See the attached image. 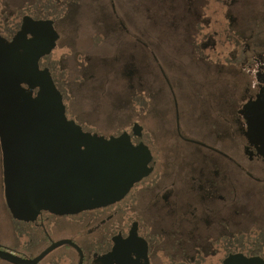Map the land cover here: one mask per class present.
Here are the masks:
<instances>
[{
	"label": "flooded vegetation",
	"instance_id": "af4514ba",
	"mask_svg": "<svg viewBox=\"0 0 264 264\" xmlns=\"http://www.w3.org/2000/svg\"><path fill=\"white\" fill-rule=\"evenodd\" d=\"M59 1L53 2L63 6L64 3ZM233 1L234 5L239 4V0ZM46 2L48 4L49 1ZM208 2L211 9L212 5L216 6L212 10L216 16L208 17L206 9L201 10L202 18L197 16L196 29L202 38L194 48L198 54L219 56L224 53L227 66L239 69L251 79L246 85L253 94L237 112L242 133L249 142L247 121L240 112L261 91L252 73L257 69L264 72V60L261 55L250 56L253 49L249 42L244 45L245 38H241L240 31L245 22L240 21L247 16L241 18L239 11L229 14L237 6L231 5L232 9L222 11L219 0ZM47 4H19L16 18H11L3 13V9L9 7L6 0H0V37L3 43L9 45L20 32L32 39L33 33L40 29L34 24L36 22L51 21L56 31L52 18H38L40 6L49 8ZM51 5L52 2L49 3ZM220 10L221 15L218 14ZM221 19L228 21L225 36L219 35L217 30L202 34L209 27L216 28L214 24ZM215 35L226 46L222 47L224 52H218L220 47L212 40ZM59 40L60 36L56 47ZM50 55L39 61V70L50 71L57 90L63 96L66 118L76 122V117L68 110L65 94L58 86L59 76L56 75L57 82L52 64L44 63ZM132 88L131 97L139 91ZM145 90V98L150 96L147 105L150 110L154 101H150L151 91ZM36 94L37 90L34 96ZM131 97L125 106L136 108L137 102ZM138 119L135 116L124 130L101 134L87 132L81 126L84 132L97 136L106 144L128 134L133 146L143 144L149 149L152 160L148 164V176L133 185L124 196L100 205L91 203L75 213L57 214L43 209L29 220L14 218L6 197L0 146V252L17 260L0 257V264H264V231L249 228V204L244 201L247 194L242 193L241 197L235 194L237 187L234 189L233 172L237 171L244 179L241 181L244 186L248 184V174H244L242 164L232 158L230 151L201 150L202 142L187 138L185 132L159 135L148 130L146 138ZM136 126L141 131H135ZM199 127L200 124H196L194 128L199 130ZM192 133H195L194 138L200 137L199 132ZM244 152L243 158L257 157L264 161L253 146H245ZM257 207L264 210V204ZM259 212L255 211L256 216ZM258 217H264V211Z\"/></svg>",
	"mask_w": 264,
	"mask_h": 264
},
{
	"label": "rangeland",
	"instance_id": "374dc122",
	"mask_svg": "<svg viewBox=\"0 0 264 264\" xmlns=\"http://www.w3.org/2000/svg\"><path fill=\"white\" fill-rule=\"evenodd\" d=\"M53 1L6 0L9 7L3 13L16 18L19 4H47L49 8L40 6L38 18H52L60 40L44 63H51L53 75L59 76L58 86L76 122L87 132L101 134L126 129L136 116L146 138L148 130L159 135L181 131L202 142L203 151H230L248 174L244 186V179L233 172L235 194H247L249 228L264 231V217H258L264 210L257 207L264 204V161L243 158L244 147L252 145L243 135L237 115L253 94L246 85L251 79L227 66L224 53L198 54L194 48L202 38L196 29L197 16L206 9L208 17L214 18L216 6L211 9L209 0H60L63 6ZM218 5L222 11L237 6L229 14L239 11L241 18L247 16L240 21L245 22L241 38L252 47L250 56L261 55L264 60V0H239L235 5L233 0H219ZM214 26L202 34L216 30L219 34L227 29L228 21L221 19ZM214 37L218 52H224L220 37ZM132 87L139 91L131 97ZM143 89L152 93L151 111L147 107L150 96L145 98ZM130 97L137 102L136 108L125 106ZM196 124H200L199 130L194 128ZM191 131L199 132L200 137L194 138ZM255 211H260L257 216Z\"/></svg>",
	"mask_w": 264,
	"mask_h": 264
},
{
	"label": "water",
	"instance_id": "95a60500",
	"mask_svg": "<svg viewBox=\"0 0 264 264\" xmlns=\"http://www.w3.org/2000/svg\"><path fill=\"white\" fill-rule=\"evenodd\" d=\"M34 24L40 29L32 39L20 32L5 45L0 37V146L6 197L14 218L24 220L43 209L75 213L91 203L122 197L148 176L152 160L149 149L133 146L128 134L106 144L66 118L63 96L50 71L39 70V61L53 52L59 36L51 21ZM252 75L261 91L240 115L247 121L249 143L264 159V72L257 69ZM0 257L16 260L2 252Z\"/></svg>",
	"mask_w": 264,
	"mask_h": 264
},
{
	"label": "trees",
	"instance_id": "16d2710c",
	"mask_svg": "<svg viewBox=\"0 0 264 264\" xmlns=\"http://www.w3.org/2000/svg\"><path fill=\"white\" fill-rule=\"evenodd\" d=\"M226 30L227 29H225V30H223V29H221V33H219V35H226ZM238 43V42H237ZM234 50H236V44H235V49ZM236 52V51H235Z\"/></svg>",
	"mask_w": 264,
	"mask_h": 264
}]
</instances>
